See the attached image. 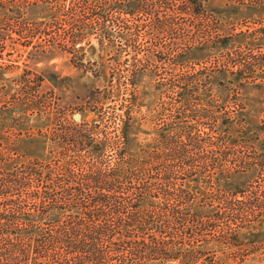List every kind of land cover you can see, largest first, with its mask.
I'll use <instances>...</instances> for the list:
<instances>
[{
	"label": "trees",
	"instance_id": "1",
	"mask_svg": "<svg viewBox=\"0 0 264 264\" xmlns=\"http://www.w3.org/2000/svg\"><path fill=\"white\" fill-rule=\"evenodd\" d=\"M154 3L175 12V17L166 15L158 21L162 27L177 25L185 19L183 15L192 19L190 25L195 26V20L203 24L195 37L185 38L188 34L183 33L159 40L156 46L164 52L154 54L155 61L148 59V70L158 77V87L166 89L168 98L161 105L163 121L156 146L144 150L141 158L129 153L138 105L136 76L145 71L138 65L142 36L130 34L121 44L135 62L130 64V58L118 61L124 69L113 68V74H124L126 92L129 86L135 88L131 97L119 107L106 109L100 103L111 92L86 90L83 114L95 112L93 123L70 122L65 108L57 107L45 137L58 151H51L43 163L0 169V264H152L177 260L194 264L197 252L181 249L210 242L238 247L242 232L264 224V111L259 126L242 116V91L256 84L264 73L259 66L264 56L237 50L212 69L184 67L181 60L187 52L207 45L229 48L234 42L236 35L224 36L211 28L208 0H101L93 11L98 13L100 27L122 23L132 29L120 21L119 11L145 14ZM125 4L133 7L130 10ZM86 9L72 4L70 15L61 21L70 27L52 26L58 29L59 39H45L50 48L41 52L43 58H37L36 64L50 62L63 47L70 44L73 48L90 36L84 20ZM47 30L37 32L46 36ZM111 37L96 36L100 45L111 43ZM92 66L87 63L77 68L100 77L102 71ZM50 69H38L41 73L36 74L34 86H28L33 107L46 108L39 95L44 84L58 101V92L73 86V79ZM162 71H171L170 78ZM208 73L226 79L219 83L228 92L225 99L215 96ZM235 124L239 126L236 133L232 131ZM249 172L256 177L245 187L220 186L222 177ZM196 179L206 185L200 192L188 186Z\"/></svg>",
	"mask_w": 264,
	"mask_h": 264
},
{
	"label": "rangeland",
	"instance_id": "2",
	"mask_svg": "<svg viewBox=\"0 0 264 264\" xmlns=\"http://www.w3.org/2000/svg\"><path fill=\"white\" fill-rule=\"evenodd\" d=\"M99 2L101 0H0V157H4L0 163L1 170L28 162L43 163L51 157V151H58V146L53 145L45 137L50 129L52 112L57 111V107L65 108L64 115L70 122L80 123L87 120L93 123L97 119L95 112L88 110L83 114V97L86 90L99 88L111 92L100 103V106L106 109L111 106L119 107L126 98L131 97L135 88L129 86L130 90L126 92L124 74L122 72L120 75L113 74V68L124 69L117 65L118 61L124 62V59L130 58L121 44L122 39L130 34L142 36L140 41L142 52L138 56L140 60L138 65H143L145 71L136 76L134 94L137 96L138 105L134 110L135 122L130 134L129 153L141 158L145 156L144 150H151L156 146L155 140L159 136L158 130L163 121L161 105L168 98L166 89L158 87V77L148 70L151 68L147 63L148 59L155 61L154 54L160 56L164 52L163 48L156 46L159 40H167L183 33L188 34L185 38L195 37L201 32L200 26L203 24L195 20V26L190 25L192 19L183 15L181 17L185 19L177 21L179 22L177 25L162 27L159 22L165 20L166 15L175 17V12L154 3L145 14L131 15L119 11L120 21L132 26V29L126 28L122 23L100 27L98 13L93 11L97 10ZM74 3L82 9L87 7L84 20L88 28L86 33L90 36L73 48H69L70 44L63 47V50H59L58 57L50 62L44 58L46 62L36 64V60H39L37 58H43L41 52L50 48V43L45 39H59L58 29L52 26L56 23L65 24L61 21L68 18ZM208 5L211 28L219 30L224 36L236 35L234 42L229 48L212 45L197 47L182 58L184 67L194 66L196 70L212 69L237 50L245 54L264 56V0H208ZM124 6L130 10L133 7L126 4ZM80 10H77L78 14H83ZM109 12L107 8L106 13ZM62 24L65 29L70 27ZM44 29L48 33L46 36L37 32ZM99 35L113 36L111 43L106 41L100 45L96 38ZM35 36L38 37L34 38ZM134 62L133 56L130 58V64ZM87 63L93 65L94 69L102 71L101 76L94 77L91 72L86 73L77 68ZM47 66L51 68L50 70L60 73L61 77L73 79V86L70 89L66 88L62 93L58 92V101L48 94L47 84H44L39 89V95L42 96L47 109L36 108L31 104L34 98L28 86H34L36 74L41 73L38 69ZM259 66L264 70V60L259 62ZM170 72H163L164 77L170 78ZM208 74L211 75L215 96H222L225 99L228 92H224L219 83L226 79L218 74ZM242 98L245 104L242 116L249 124L259 126L264 111V73L259 75L256 84H251L242 91ZM238 130V125L232 126L234 133ZM255 177L256 173L252 172L238 173L230 178L222 177L220 186L225 189L245 187ZM188 186L196 192L206 187L202 180L197 179ZM196 206L197 203L191 208L195 210ZM241 237V245L238 247L217 242L196 243L193 248L187 246L181 249V252L186 249L197 252L192 259L194 264H264V224L242 232ZM152 264L182 262L177 260Z\"/></svg>",
	"mask_w": 264,
	"mask_h": 264
}]
</instances>
